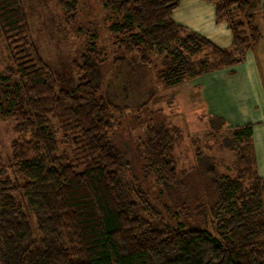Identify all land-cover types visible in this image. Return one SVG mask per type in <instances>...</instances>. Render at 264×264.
<instances>
[{
	"label": "trees",
	"instance_id": "1",
	"mask_svg": "<svg viewBox=\"0 0 264 264\" xmlns=\"http://www.w3.org/2000/svg\"><path fill=\"white\" fill-rule=\"evenodd\" d=\"M204 1L215 5L217 22L228 23L230 48L177 23L181 0H106L115 69L125 63L131 74L157 57L160 77L175 84L244 62L262 37L260 0ZM55 2L69 18L77 15V0ZM90 35L75 61L77 84L63 88L32 40L23 1L0 0L8 60L0 107L19 135L9 159L0 158V264H264V177L250 154L252 124L238 128L229 145L241 152L236 175L207 170L214 200L198 196L194 206H181L183 221H166L109 135L112 104L99 94L106 60L96 32ZM175 134L155 122L141 144L146 176L166 190L188 187Z\"/></svg>",
	"mask_w": 264,
	"mask_h": 264
},
{
	"label": "rangeland",
	"instance_id": "2",
	"mask_svg": "<svg viewBox=\"0 0 264 264\" xmlns=\"http://www.w3.org/2000/svg\"><path fill=\"white\" fill-rule=\"evenodd\" d=\"M22 1L27 10L32 40L43 60L55 71L63 88L70 89L77 84L75 61L80 59L91 41L90 33L96 32V48L106 60V65L102 67L104 81L99 94L112 104L109 112L114 126L109 135L125 150L138 178L156 198L165 220L173 224L183 221L181 206L187 203L194 206L198 196L206 199L209 195L214 200L207 170L213 166L220 174L236 175L243 164L239 163L241 152L229 146L232 145L234 132L245 125L243 121L250 117L251 109H258L261 115H251L264 122V112L261 111L264 110V10L258 8L261 14L256 19L262 37L252 49L261 75V90L255 98V106L250 104L247 96H240L244 92H236L242 77L239 66L248 59L241 64L205 72L175 84L166 83L160 77L161 62L157 57L129 74L125 63L120 65L121 69H115L118 64L115 59L116 38L108 29L110 19L106 0H77L79 10L72 19L65 15L55 0ZM222 22L229 27L227 22ZM7 61L5 49L0 44V103L5 88L2 77L6 76ZM235 67L237 74L231 71ZM1 111L0 107V158L7 161L12 154V144L19 135L15 131L14 117L3 115ZM159 121L176 128L174 152L179 169L186 172L184 180L188 187L185 189L166 190L157 183L155 175L145 174L146 161L141 144L147 126ZM61 151L71 157L74 155L72 146L64 142L61 143ZM250 154L256 160L252 146Z\"/></svg>",
	"mask_w": 264,
	"mask_h": 264
},
{
	"label": "crops",
	"instance_id": "3",
	"mask_svg": "<svg viewBox=\"0 0 264 264\" xmlns=\"http://www.w3.org/2000/svg\"><path fill=\"white\" fill-rule=\"evenodd\" d=\"M259 7L264 10V0H260ZM187 14H190V16H187ZM173 15L177 23L183 24L191 30L207 36L219 46L224 48L231 46L232 36L230 27L224 22L216 21L215 5L213 3L204 0H181L180 7L174 11ZM247 59L248 62L246 61ZM246 60L244 65L239 66V71H242V77L240 79V88H237L236 92H244L245 94L240 93V96H247L251 102L250 104L254 103L257 106L255 98L260 94L261 75L253 50L248 52ZM234 69L231 70L233 71L232 73L237 74L236 67ZM261 111L264 112V110ZM259 112L256 108L251 109L252 115H261ZM251 114L243 122L244 124L250 123L253 126L252 145L256 155L257 173L259 176L264 177V122L257 121L258 117L252 116ZM223 116L227 118L226 115Z\"/></svg>",
	"mask_w": 264,
	"mask_h": 264
}]
</instances>
